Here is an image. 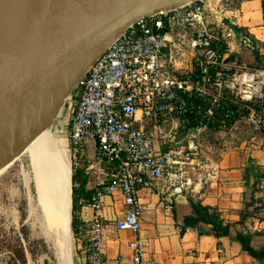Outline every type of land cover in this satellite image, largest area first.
<instances>
[{"label":"built area","instance_id":"built-area-1","mask_svg":"<svg viewBox=\"0 0 264 264\" xmlns=\"http://www.w3.org/2000/svg\"><path fill=\"white\" fill-rule=\"evenodd\" d=\"M228 26L204 0L143 16L79 79L69 147L77 164L92 134L100 170L94 193L87 203L81 200L95 215L82 218L74 232L82 263L162 264L145 255L139 190L164 194V207L172 210L175 193L193 191L194 183L218 174L217 162L203 153L205 133L227 131L236 120L264 131V112L254 106L264 100V67L231 59L242 43ZM118 191L126 210L106 222L103 198ZM108 226L133 233L131 254L113 263L104 246Z\"/></svg>","mask_w":264,"mask_h":264},{"label":"crops","instance_id":"crops-1","mask_svg":"<svg viewBox=\"0 0 264 264\" xmlns=\"http://www.w3.org/2000/svg\"><path fill=\"white\" fill-rule=\"evenodd\" d=\"M204 1L211 15L223 18L240 38L242 44L237 45L240 51L245 49L249 53L263 40L259 35L264 36L263 0H238L235 6H224L226 0ZM248 37L251 39L248 44L241 41ZM239 55L234 53L231 59H239ZM203 153L217 162V176L203 184L194 183L193 191L175 193L172 210L164 207V194L150 188L139 190L141 234L149 241L145 255L156 258L162 264H264V131L252 128L243 120H236L227 131L212 130L205 133ZM84 160L85 171L89 174L86 188L94 190L100 176L99 166L95 157L90 158L88 151L85 152ZM88 166L92 168L88 169ZM32 185L37 194L34 171ZM192 201L209 206L214 211V221L230 224V233L218 236L213 232V224L203 221L195 225L185 224V217L192 214ZM103 202L100 215L106 222L126 210L124 197L119 191L105 195ZM39 208V215H42L40 222L45 227L43 212ZM248 211L250 214L242 220V213ZM30 212L31 208L27 220L32 235L38 229L50 247L45 233H42ZM94 215L92 206H82L81 216L84 220ZM49 237L56 243L55 237ZM132 239L130 229L107 227L104 246L106 256L112 263L119 255L131 254ZM77 249L76 246L77 264H84L79 259ZM54 257L48 256L47 252L36 257L29 253L27 264H61L59 258L56 255ZM0 264L8 263L0 259Z\"/></svg>","mask_w":264,"mask_h":264},{"label":"water","instance_id":"water-1","mask_svg":"<svg viewBox=\"0 0 264 264\" xmlns=\"http://www.w3.org/2000/svg\"><path fill=\"white\" fill-rule=\"evenodd\" d=\"M194 1L0 0V144L18 128L25 131L47 103L58 100L55 122L93 61L132 23ZM95 147L89 134L82 155L88 151L93 159ZM70 167L69 238L63 260L77 264Z\"/></svg>","mask_w":264,"mask_h":264},{"label":"rangeland","instance_id":"rangeland-1","mask_svg":"<svg viewBox=\"0 0 264 264\" xmlns=\"http://www.w3.org/2000/svg\"><path fill=\"white\" fill-rule=\"evenodd\" d=\"M259 35L264 40V36ZM263 40H260L258 46L255 45L254 49H250L249 53L245 52V49L241 50L238 53L240 54V60H245L253 65H263L256 57V50H258V54L264 55ZM260 51H263V53H260ZM77 94L78 88H75L70 100L58 112L51 127V135L53 134L60 143L66 153L68 162L76 167H78L79 162L77 165L74 163L69 147V122L74 108L72 100L75 99ZM29 159L28 151H23L18 158L13 160L0 173V259L7 263L18 259L16 249L23 248L26 257L29 253L36 257L47 252V255L52 256L53 259H55L54 255H56L60 263L64 264L63 256L58 254L54 241L45 233L44 224L40 222L42 221V215H39L41 210L37 205V197L32 185L33 170ZM30 208V216L36 219L42 233H45L50 247L46 244L38 229L35 231V235H32V230L27 220ZM38 216H40V219ZM23 225L26 227L25 229L22 228Z\"/></svg>","mask_w":264,"mask_h":264},{"label":"bare ground","instance_id":"bare-ground-1","mask_svg":"<svg viewBox=\"0 0 264 264\" xmlns=\"http://www.w3.org/2000/svg\"><path fill=\"white\" fill-rule=\"evenodd\" d=\"M59 104L58 100L47 103L25 131L18 128L2 138L0 173L23 151H28L37 201L46 223L44 230L48 236L56 238V249L63 256V244L69 238L71 167L60 143L51 135L53 117Z\"/></svg>","mask_w":264,"mask_h":264},{"label":"trees","instance_id":"trees-1","mask_svg":"<svg viewBox=\"0 0 264 264\" xmlns=\"http://www.w3.org/2000/svg\"><path fill=\"white\" fill-rule=\"evenodd\" d=\"M258 50H256V57L262 64H257L258 66L264 67V55L258 54ZM264 54V53H263ZM256 109L264 112V101L262 104L259 102L254 103ZM84 158L79 157V165L75 167L72 174V182H73V207H72V228L74 232L81 226L82 224V216L81 209L83 206L82 199L84 203L90 199L91 195L94 193V190H88L86 188L87 182L89 180V174L85 171L86 165L84 164ZM78 164V163H77ZM76 164V165H77ZM81 164H83L81 166ZM250 214V212L242 213V220L246 215ZM203 221L206 223L213 224V232L218 235H226L230 233V224L229 223H221L214 221V211L210 210V207L202 204L200 201H192V214L185 217V224L195 225L198 222ZM22 228H26L24 225ZM18 252V259L9 261L8 264H27V257L25 250L23 248L16 249Z\"/></svg>","mask_w":264,"mask_h":264}]
</instances>
